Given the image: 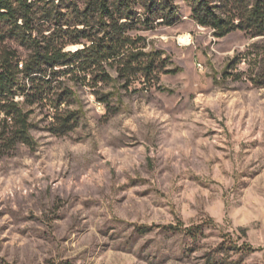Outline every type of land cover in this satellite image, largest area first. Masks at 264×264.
<instances>
[{
	"label": "clouds",
	"instance_id": "obj_1",
	"mask_svg": "<svg viewBox=\"0 0 264 264\" xmlns=\"http://www.w3.org/2000/svg\"><path fill=\"white\" fill-rule=\"evenodd\" d=\"M189 30L191 37L185 34ZM209 38L192 24L182 33L158 35L153 45L131 49L164 48L174 54L180 71L170 76L154 72L150 82L136 73L125 78L132 81L127 91L120 87L125 80L118 78V68L128 52L122 51L115 63L101 61L88 72L76 70L75 75L88 77L79 84L66 81L74 92L73 108L81 112L79 126L59 138L29 128L31 145L17 140L0 155V178L7 185L0 194V212H5L0 229L8 225L7 231L0 230V240L9 236L11 241L0 245V264H60L68 258H75L73 264H116L118 253L104 254L109 246L125 248L128 264H153L154 256H162L164 264H177L181 249L192 243L187 229L196 224L203 225L196 256L215 248L224 233L235 236L240 229L247 236L236 243L251 248L231 253V264H264V89L253 88L249 79L259 76L261 64L252 61L264 58V49L248 56L246 49L253 43L248 41L230 50L213 49L204 58ZM234 52L244 56L232 69L233 76L225 79L222 73ZM100 71L111 77L96 86L100 93H111L108 104L92 97L89 73ZM133 88L138 89L135 94ZM59 114L67 113L62 108ZM50 122L55 123L45 121L40 127ZM9 126L15 127L11 120ZM211 129L217 135L203 139ZM249 141H259V146ZM217 143L222 151L216 150ZM61 166L67 176L53 184ZM253 170L259 176L248 182L251 186L241 183V174L254 175ZM133 181L142 182L134 191L147 190L146 196L121 189ZM253 191L258 195L252 196ZM64 201L67 204L56 207ZM85 201L87 208L82 207ZM68 204L73 205L70 210ZM57 213L67 218L52 220ZM33 214L38 219L25 220ZM136 225L176 228L154 227L149 235L137 237ZM77 228L87 234L75 244L65 243L63 238L71 240ZM108 229L113 239L100 234ZM146 241H151L147 248Z\"/></svg>",
	"mask_w": 264,
	"mask_h": 264
},
{
	"label": "rangeland",
	"instance_id": "obj_2",
	"mask_svg": "<svg viewBox=\"0 0 264 264\" xmlns=\"http://www.w3.org/2000/svg\"><path fill=\"white\" fill-rule=\"evenodd\" d=\"M30 1V0H29ZM113 6L114 11L117 15H121L120 24H124V29L126 30V35H129L132 39H134L130 44H128L122 51L128 52V57L123 61L122 67L118 68L119 71V79H124L125 82L120 86L124 90H128L132 81L130 79H125L129 76H134L136 73H142L144 75L145 82H150L153 78V73L159 71L161 75L170 76L175 75L180 69L175 66V62L172 59V55L168 53V51L164 48H154L152 52H143L136 51L131 52V49H138L148 47L149 45H153L156 37L165 36L166 32L172 33H182L189 25L195 24L198 25L199 28L204 29V35L209 36L210 38L205 41L206 51L201 53V56L204 58H209L213 49L217 52L221 50H230L234 48L236 45L247 44L248 41H252L246 49V54L248 56L257 54L261 49H264V45L260 43V41H264V36H256L251 37L245 31L236 29L230 31L229 33L223 36H217L215 30L210 26H203L198 24L193 18L192 8L196 3L195 0H123L120 6L114 4L110 0ZM213 3L218 2V0H209ZM242 4H246L247 0ZM65 3H69L68 0H65ZM241 1L233 6L229 4L222 8L228 15H233L237 13L239 9ZM65 9V8H64ZM63 9V11H65ZM244 9V8H243ZM125 15H128L127 19ZM238 21V19L234 20ZM236 23V22H235ZM159 30V31H158ZM49 32V31H48ZM46 32V33H48ZM147 33L148 35H145ZM189 37H191L192 33L189 30L185 33ZM104 34L101 33L99 37H103ZM149 36L152 39H149ZM180 39L176 40V44L180 45ZM89 42H87L88 44ZM75 46V47H73ZM84 45L82 43L75 45H67L65 50L74 51L76 49H80ZM18 51L20 53V62H24L27 57L28 52L18 47ZM138 53V54H137ZM184 58H187V54H183ZM244 54L233 53L231 57L228 58V62L224 67V71L222 76L227 79L229 76H233L232 69L239 63L242 62V57ZM118 57V56H116ZM115 57V58H116ZM115 58L109 59H97L92 60L91 57L86 59L76 58L73 59V63L69 65H62L54 67L57 73L54 75H50V79L47 76H37L38 78L31 82L28 77L23 75L22 73L17 74V79L22 88L15 89V94L12 95L13 99L17 101L20 107L29 113V123L30 128L39 131V132H48L50 135L56 137H62L66 135L68 132L73 131L80 124L81 112L79 109H74L73 104V96L74 92L71 87L67 86L66 81H73L77 84L81 82H85L88 80L87 76L80 77L75 75L76 70L79 69L83 72H88L93 66H100L101 61H112L115 63ZM207 63H211V59L206 60ZM183 64V60H181ZM253 64L260 63L261 64V72L258 77H249L253 88H262L264 86L260 85V81L262 80V73L264 68V58H261L259 61H252ZM110 66H112L110 64ZM19 69H22V64L18 65ZM51 69L47 70V73L50 74ZM48 75V74H47ZM91 85L93 87L92 97L98 103L108 104L109 97L111 93H100L97 85L108 83L111 80V77L106 71L96 72L95 74H91ZM235 79H239V74L234 76ZM25 88V93H28V99H30V103H25V96L23 95V89ZM138 89H131V92L135 94ZM201 95H205V93H201ZM198 99V98H197ZM59 103V104H58ZM58 104V105H57ZM53 109L54 111L49 112L45 111L46 109ZM65 109L66 115H60L59 110ZM55 113V114H54ZM243 116H247V113H244ZM38 118V119H36ZM34 121V122H33ZM45 121H55V123H49V126L46 128H41L40 125L44 124ZM245 125L243 122L241 123V129H243ZM217 135L215 129H211L209 132L204 133L203 139L208 140L211 137ZM31 138V137H30ZM249 143L259 146V141H249ZM32 144V140H31ZM30 144V145H31ZM49 144H52L53 147L55 145L52 141H49ZM217 151H222L219 143L215 145ZM26 167H28L26 165ZM62 174L56 179L52 180L53 184H58L61 180L66 178L67 173L63 171V166H61ZM254 175H244L241 174V183L246 186L249 185V181H255L259 173L255 172ZM83 179V177L81 178ZM30 183V181H29ZM142 186V182L133 181L130 187L121 186L126 192H130L133 196L143 197L147 195V190L143 193L134 191V189H139ZM7 185L4 183V180L0 178V194L3 193L4 188ZM27 194V193H26ZM15 196V193H12ZM252 196H257L258 193L253 191ZM57 201H61L62 197L57 196ZM4 203L2 199H0V204ZM64 204H67V201L63 203H57L56 207H63ZM73 207L72 204H68L69 210ZM82 207L87 208L88 202L85 201ZM13 211V215L15 214V210ZM5 212H0V216H3ZM67 218L64 213H57L52 216V220L64 221ZM33 215L26 217L25 220H36ZM86 219V217H85ZM154 227H162L165 230L175 229V225H136L134 228V235L137 237L149 235L150 231ZM203 225L196 224L189 227V231L187 235L191 238L192 243L190 245H185L181 251L180 255L177 257V264H192L193 261L199 262L203 261V264H231L229 261V255L234 251H239L241 247L251 248L250 244L240 245L237 244V240H242L247 236V233L238 229L237 234L233 236L231 233H224L221 236L220 243L210 251L204 252L202 256H196L197 252L201 251L202 246L199 243L200 237L203 235L201 231ZM2 231L8 230V225H3ZM27 231V230H24ZM192 232V233H191ZM19 235H23L24 232L18 233ZM86 231L81 228H77L76 232L72 234L71 240L66 235L63 238L65 243L71 242L75 244L77 242V237H83L86 235ZM102 236H106L108 239H113L112 230L108 229L107 231H103L100 233ZM11 243L9 236H4L2 240H0V245L7 246ZM151 243V241L145 242V248ZM87 251V250H86ZM116 252L119 255V259L116 261V264H128L127 259H125L130 253L125 248L120 249H112L109 246L105 250V255L109 253ZM141 257L138 256L137 259ZM75 258H68L65 260H61L60 264H73ZM113 257L109 255V260H112ZM153 264H164V260L162 256H154L152 257ZM7 264V262H5Z\"/></svg>",
	"mask_w": 264,
	"mask_h": 264
},
{
	"label": "trees",
	"instance_id": "obj_3",
	"mask_svg": "<svg viewBox=\"0 0 264 264\" xmlns=\"http://www.w3.org/2000/svg\"><path fill=\"white\" fill-rule=\"evenodd\" d=\"M122 1L112 2L120 6ZM239 1L237 13L228 15L222 11L223 7L229 4L235 6ZM68 2L0 0V113L3 114L0 120V155L8 152L17 140L31 144L27 135L31 126L29 113L12 96L15 89L22 88L17 79L18 73L31 82L40 75L47 76L46 80H49L50 75L57 73L54 67L69 65L76 58L91 57L96 61L115 58L134 40L126 35L125 25L120 24L122 13L116 14L110 0ZM195 2L193 18L200 25L212 27L217 36L236 29L245 31L251 37L264 36V0H247L244 5V0ZM236 19L238 22L235 23ZM101 33L103 37H99ZM80 43L84 45L80 49L65 50L67 45ZM18 47L28 52L24 62H20ZM20 63L22 69L18 68ZM48 69L53 71L49 74ZM261 76L259 84L264 86V68ZM25 88L22 90L24 102L30 103ZM9 120L14 128H10Z\"/></svg>",
	"mask_w": 264,
	"mask_h": 264
},
{
	"label": "bare ground",
	"instance_id": "obj_4",
	"mask_svg": "<svg viewBox=\"0 0 264 264\" xmlns=\"http://www.w3.org/2000/svg\"><path fill=\"white\" fill-rule=\"evenodd\" d=\"M181 39H182V37H180ZM73 47H75V46H73Z\"/></svg>",
	"mask_w": 264,
	"mask_h": 264
},
{
	"label": "water",
	"instance_id": "obj_5",
	"mask_svg": "<svg viewBox=\"0 0 264 264\" xmlns=\"http://www.w3.org/2000/svg\"><path fill=\"white\" fill-rule=\"evenodd\" d=\"M82 48V47H81Z\"/></svg>",
	"mask_w": 264,
	"mask_h": 264
}]
</instances>
